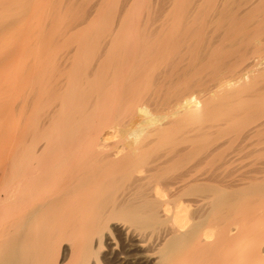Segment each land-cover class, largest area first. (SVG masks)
<instances>
[{"label":"bare ground","instance_id":"bare-ground-1","mask_svg":"<svg viewBox=\"0 0 264 264\" xmlns=\"http://www.w3.org/2000/svg\"><path fill=\"white\" fill-rule=\"evenodd\" d=\"M90 1L55 43L34 29L53 0H0V264H59V231L85 233L84 261L71 256L87 263L121 213L131 247L156 245L153 264L238 263L223 253L264 222V0ZM233 164L254 174L231 181L256 185L208 202L222 177L193 172ZM180 166L169 195L160 180ZM126 175L136 200L105 187ZM158 223L169 235L144 233ZM253 235L231 248L262 264L264 230Z\"/></svg>","mask_w":264,"mask_h":264},{"label":"rangeland","instance_id":"rangeland-1","mask_svg":"<svg viewBox=\"0 0 264 264\" xmlns=\"http://www.w3.org/2000/svg\"><path fill=\"white\" fill-rule=\"evenodd\" d=\"M89 1L90 0H53V3L54 4H52V9L50 8L49 9V12H46V9H44L45 10V13H42L44 10L42 9V10H39L40 12H38V14L40 13V16H41V14H42V16L43 17H40L39 15L37 16L38 18H37V27H34V29L35 30H38V31H35V33H36V35L38 36V40L41 38L42 40H53L54 42L55 41H57V40H60L63 36H60V34H58L59 36H56L57 35V33L58 32H61V30H63V32H61V34L62 33H64V29L65 28H63V27H65V26H67V24L70 22V21H72L73 19H75V18H77L79 15L78 14H81L80 13V11L82 12V10H83V8L84 7H88L87 9H89V4H92L91 3V1H90V3H89ZM117 1V2H116ZM125 2L127 1V0H124ZM131 0H129V2H130ZM159 1H161V0H159ZM52 2V1H51ZM86 2H87V6H86ZM119 2L121 3L122 2V0L120 1V0H104V4L106 5V6H104V7H111V5H120L119 4ZM89 3V4H88ZM112 3V4H111ZM114 3V4H113ZM63 4V5H62ZM122 4H124L123 2L121 3V5ZM51 6V5H50ZM54 7V8H53ZM83 7V8H82ZM46 8V7H45ZM78 10H79V12H78ZM48 11V10H47ZM52 11V12H51ZM47 13H48V15H47ZM44 14V15H43ZM46 15V16H45ZM73 15V16H72ZM77 15V16H76ZM47 17V18H46ZM51 17V18H50ZM73 17V18H72ZM75 17V18H74ZM49 19V20H48ZM72 19V20H71ZM40 20V21H39ZM93 22H95V21H92L91 23H93ZM89 23V25L91 26V24H90V22H88ZM40 24V25H39ZM64 25V26H63ZM89 25H87V26H89ZM93 25V24H92ZM38 28V29H37ZM59 28H61V30L59 29ZM63 28V29H62ZM89 28V27H88ZM60 30V31H59ZM50 31H51V34H50ZM55 31V32H54ZM58 31V32H57ZM54 32V34H52ZM41 34H44V35H46V37L45 38H42L41 36ZM41 35V36H40ZM51 35V36H50ZM52 35H54V36H52ZM40 37V38H39ZM54 37V38H53ZM56 37V38H55ZM50 38V39H49ZM58 38V39H57ZM56 39V40H55ZM56 43V42H55ZM55 48V47H54ZM54 48H53V50H54ZM245 161H247V159H244ZM206 165H208V164H206ZM206 165H202V166H200L197 170L199 171L198 173H197V170H195L194 172H193V176L195 177H197V178H201V177H204V175L205 176H209V174L210 175H218L217 177H218V179H220L221 177V180H219L220 182L219 183H214V184H212V183H207V184H209V185H217L218 187H219V190H217V193H214L213 194V191H212V193H210L209 192V190L208 189H206V193H205V195H204V193H203V191H202V193L203 194H201L200 193V197L199 198H201V197H203L202 195H204V198L205 199H207L208 200V202L210 201H212V200H214V196H215V198H217V197H219L220 196V193H223L224 194V192L226 193V192H228V193H231V191L232 190H234L235 188H237V187H235V186H243V187H245V185L247 186V185H249V184H247V183H242V182H239V181H231V179H233V176H234V178L235 177H237V176H248V175H251V176H253V174H254V172H253V170H252V172H251V169L249 168L248 169V167H244V166H242V165H239V164H233V165H230V166H219V167H217L218 169H216V166H213V165H209V166H206ZM238 166V167H237ZM113 167V166H112ZM112 167H108L109 168V170L111 169V170H114ZM213 167H214V169H213ZM222 167V168H221ZM243 167V168H242ZM178 168V169H177ZM176 169L175 168H173V169H168V170H166V171H169V170H173L172 172H166V171H164L163 173L166 175H164L163 177V179L162 180H160V183H159V185L161 184V187L163 188L164 186V190L166 191V193L168 194L169 192V195H172V192H171V190H169L171 187V183H172V178H173V176L174 177H176L177 175H178V177L180 176V174H181V172H182V174L181 175H183L185 172V170H187V168L186 167H183L182 168V166H180V167H177ZM226 170H225V169ZM247 168V169H246ZM213 171H212V170ZM222 169V170H221ZM175 170V171H174ZM216 170V171H215ZM225 170V171H224ZM246 170V171H245ZM180 171V172H179ZM211 171V172H210ZM133 172H134V174H136L135 173V170H133ZM184 172V173H183ZM187 172V171H186ZM210 172V173H209ZM214 172V174H211V173H213ZM226 172V173H225ZM132 173V171L129 173V175ZM172 173V174H171ZM228 173V174H227ZM249 173V174H248ZM134 174H132V175H134ZM176 174V175H175ZM203 176H202V175ZM207 174V175H206ZM231 174V175H230ZM240 174V175H239ZM246 174V175H245ZM262 173L261 172H258V173H256V176H258V175H260V176H262L261 175ZM170 175V176H169ZM173 175V176H172ZM222 175V176H221ZM168 176V177H167ZM172 176V178L170 179V177ZM228 177V178H226V177ZM259 176V177H260ZM130 177H132V176H128V175H126V178H122L121 179V177L118 179V180H113V181H111L110 183H108V185H110V186H108L107 184H105V187L108 189V187H109V189H108V192L110 191L112 194H115L114 196H116V194H117V196H118V194H120L119 192H122V194L121 195H123V194H125V196H127L128 197V195L130 194H132L133 196H134V198H131V196L129 197L130 198V201H131V199L133 200H136V198H137V196H136V194H137V192H136V190H134L133 188H135V186H134V183H131V180H129V178ZM166 177V178H165ZM224 177L227 179H225V181L223 180L224 179ZM127 178H128V180H127ZM231 178V179H230ZM126 179V180H125ZM130 179H132V178H130ZM121 180V181H120ZM229 180V181H228ZM113 182V183H112ZM115 182H117V183H115ZM129 182V183H128ZM163 183V185L164 186H162V183ZM239 182V183H238ZM125 183V184H124ZM131 183V184H130ZM170 183V184H169ZM237 183V184H236ZM117 184V185H116ZM119 184V185H118ZM125 186H124V185ZM129 186H131L132 185V187H129L128 188V190H130V192H128V193H125V191L124 190H126L127 188V186L128 185ZM166 184V185H165ZM168 184H169V186H168ZM193 184H195V183H193ZM197 184H200L201 186L203 185H206V183L204 184V183H197ZM226 184V185H225ZM244 184V185H243ZM251 184H253V183H251ZM250 184V185H251ZM259 184H261V183H258V185ZM107 185V186H106ZM123 185V186H122ZM127 185V186H126ZM224 185V186H223ZM253 185H256V183L255 184H253ZM114 186V187H113ZM169 188H168V187ZM234 186V187H233ZM100 186H98V188H99ZM118 187V189L116 190V188ZM167 187V188H166ZM222 187V188H221ZM114 188V189H113ZM124 188V189H123ZM133 190H132V189ZM232 188V189H231ZM111 189H113V190H111ZM123 189V191H120V190H122ZM167 189V190H166ZM227 189V190H226ZM106 190V189H105ZM168 190H169V192H168ZM118 191V193H115V192H117ZM134 191H135V193H134ZM173 191V190H172ZM223 191V192H222ZM109 192V193H110ZM124 192V193H123ZM220 192V193H219ZM127 194V195H126ZM135 194V195H134ZM208 196H207V195ZM219 194V195H218ZM227 194V193H226ZM168 195V196H169ZM210 195V196H209ZM251 195H252V197H251ZM256 195V194H255ZM132 196V197H133ZM183 196V195H182ZM185 196H187V197H189L190 195H185ZM185 196H183V198H186V199H189V198H191V196L189 197V198H187V197H185ZM197 196H199V193L197 194ZM207 196V197H206ZM244 197H243V199L246 201V199L247 200H249L250 198V200L249 201H251L252 200V198H253V200L255 201L256 200V197H258V199H260L259 198V196H257L256 195V197H254V194H246V196L245 195H243ZM170 197V196H169ZM193 197V196H192ZM196 196H194V198H195ZM242 197V196H241ZM247 197V198H246ZM250 197V198H249ZM129 198H127V199H129ZM198 198V197H197ZM198 198V199H199ZM249 198V199H248ZM251 201L252 203H250L249 202V205L251 204V205H253V203H254V201ZM248 204V203H247ZM121 213V212H120ZM116 215H117V213H116ZM119 215H121L122 217H120ZM118 216H116L115 217V215H111L110 217H108L109 218V220L107 219V218H105V220H107V221H105L104 222V224H105V229L103 228V230H102V232H103V235H102V240H101V245H100V248H98L97 250H96V253H94L95 254V256H91L90 257V259L88 258V260H87V263H86V261H85V263H83V264H153V262L155 261V260H157V257H158V255H159V253L157 252V250L154 248L153 250H151V247L153 246H156V245H152V244H145V246H142V247H140V248H137V247H131V244L132 243H134V242H132V241H135L134 240V236L135 235H133L132 234V232H133V230H135V228H136V226H134L133 225V223L131 222V221H128L129 219H127L126 218V216L124 217V215L125 214H123V213H121V214H119ZM114 217V218H113ZM118 217V218H117ZM124 217V218H123ZM116 218V219H115ZM119 218H120V220H119ZM111 219H113V220H111ZM127 219V220H126ZM126 220V221H125ZM127 221H128V223L129 224H131L130 226H129V224L127 223ZM255 221H252V222H250L249 223V225L247 224V228L245 227V232H244V234L243 235H241L242 237L240 238V239H238L236 242H237V244H234V243H232L233 245H231V247H233L234 245H239V246H245V248L246 247H248L251 243H252V241L250 240L251 239V237H250V235L252 236L253 234L255 235L256 233H258V231H260V230H264V222L262 223V221L261 222H259V221H256L255 223H254ZM259 222V223H258ZM107 223V224H106ZM126 224V225H125ZM160 225V226H159ZM127 226H129V227H127ZM133 226L135 227V228H133ZM158 226V227H157ZM162 226V227H161ZM166 225L164 226V224H162V223H158V225L157 224H153V226H149V227H147L146 229H145V231H144V233L146 232V233H151V235L152 236H156V235H159L160 237H162L163 238V235L165 236L166 234L167 235H169L168 233H166L168 230V228L166 229ZM252 227V228H251ZM109 228V229H108ZM131 228H133V229H131ZM149 228H151V230L149 229ZM153 228V229H152ZM156 228V229H155ZM147 229H149V230H147ZM167 231H166V230ZM115 230V231H114ZM129 230V231H128ZM154 230V231H153ZM156 230H157V232H156ZM161 230V231H160ZM166 231V232H165ZM109 232V233H108ZM136 232V231H135ZM134 232V233H135ZM251 232V233H250ZM63 234H61V231H59V235H58V238H57V236H56V240L54 239V244H53V248H54V252H56V254H58L57 255V257H58V259L57 260H61L62 258H61V251H62V248H66V250H64L65 252H64V260L67 258L68 259V257L70 256V260L71 261H73V262H71V261H69V260H65V261H67V262H63L64 260H61L64 264L65 263H68V264H73L74 262L75 263H77V261H78V258H79V262H80V260L82 259V257H81V255H80V251L77 249V248H80L82 245V243L81 242H83V237H84V235H83V233L84 232H81V233H79V232H76V237H77V239H76V237H75V235H67L66 234V236L64 235L65 233L64 232H62ZM108 233V234H107ZM131 234V236H130V234ZM153 233V234H152ZM166 233V234H165ZM245 233H246V235H245ZM58 234V233H57ZM57 234H55V235H57ZM78 234V235H77ZM81 234V235H80ZM85 234V233H84ZM111 234V235H110ZM247 234L249 235V236H247ZM62 235H64L65 236V238H64V236H62ZM90 236V238L92 237V242L95 240V235L94 234H89ZM92 235V236H91ZM104 235H105V237H104ZM253 235V236H254ZM130 236V237H129ZM61 237H62V239H61ZM71 237V238H70ZM73 237V238H72ZM166 237V236H165ZM55 238V237H54ZM67 238V239H66ZM82 238V239H81ZM261 238H263V237H259V241L260 240H262ZM70 239V240H69ZM242 239V240H241ZM59 240V241H58ZM77 240L79 241V242H77ZM72 241V242H71ZM243 241V242H242ZM257 241H258V239H257ZM55 242H57V243H55ZM77 243H78V245H77ZM246 244V245H245ZM55 245V246H54ZM68 246H70V247H68ZM78 246V247H77ZM73 247L74 248H76V250H78V251H75V249H73ZM103 247V248H102ZM152 247V248H153ZM229 248V250H228V252L226 253H223V254H226L225 256L223 255V258H225V259H227L228 261L230 260V261H234V259H235V262L236 261H238V263L236 262V263H231V264H253L251 261L252 260H250L249 262L247 261V260H243V261H241L239 258H240V254H238V252H239V249L241 248V247H235V249H237V253H236V251H235V249L234 248ZM56 248H57V250H56ZM133 248V249H132ZM137 248V249H136ZM146 248V249H145ZM100 249V250H99ZM127 249V250H126ZM140 249V250H139ZM147 249H150L149 251H147ZM231 249H233V250H231ZM264 250V243H262L261 244V247H260V250ZM69 250V251H68ZM130 250V251H129ZM136 250V251H135ZM138 250V251H137ZM232 252H231V251ZM71 251H72V254H71ZM73 251H75L74 253H73ZM121 251V252H120ZM235 253H234V252ZM78 252V253H77ZM138 252V253H137ZM144 252V253H143ZM147 252H149L150 253V256L148 257L149 259H147L146 261L147 262H145V261H143V259L145 260V258H143V256H142V254H149V253H147ZM153 252V253H152ZM155 252V253H154ZM231 252V253H230ZM75 253H76V255H75ZM98 253V254H97ZM129 253V254H128ZM135 253H137V254H135ZM234 253V255H233V257L234 256H236V257H234V258H232L231 256H232V254ZM243 253V252H242ZM245 253V252H244ZM247 253V252H246ZM245 253V254H246ZM250 253V252H249ZM69 254V255H68ZM82 254V253H81ZM94 254H92V255H94ZM135 254V255H134ZM140 255L141 254V256L142 257H138L137 255ZM158 254V255H157ZM77 256L76 258H77V260H75L76 258L75 257H73L72 258V256ZM83 255V254H82ZM116 255V256H115ZM229 255V256H228ZM247 255H248V253H247ZM250 255V254H249ZM67 256V257H66ZM81 258H80V257ZM238 256H239V258H238ZM95 257V258H94ZM98 259H97V258ZM133 257V258H132ZM138 258V259H137ZM152 258V259H151ZM236 259H238V260H236ZM262 260H263V258H262ZM84 260H81V262H83ZM98 261V262H97ZM190 261V260H189ZM189 261H187L186 259L185 260H183V261H180V263H176V261H175V263L174 262H172V264H187V262L189 263V264H193L192 262H189ZM255 261V260H254ZM259 261H261V260H259ZM259 261L258 262H256V263H258V264H260L259 263ZM62 262H60L59 264H63ZM97 262V263H96ZM184 262V263H183ZM240 262V263H239ZM251 262V263H250ZM264 262H262V264H263ZM80 264H82V263H80ZM205 264H207L206 262H205ZM210 264H212V263H210Z\"/></svg>","mask_w":264,"mask_h":264}]
</instances>
